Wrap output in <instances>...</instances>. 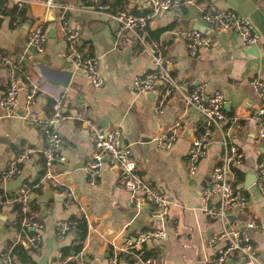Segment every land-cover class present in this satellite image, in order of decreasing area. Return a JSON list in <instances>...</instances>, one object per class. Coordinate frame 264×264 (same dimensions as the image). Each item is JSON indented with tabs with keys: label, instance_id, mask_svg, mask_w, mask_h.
Returning <instances> with one entry per match:
<instances>
[{
	"label": "crops",
	"instance_id": "crops-1",
	"mask_svg": "<svg viewBox=\"0 0 264 264\" xmlns=\"http://www.w3.org/2000/svg\"><path fill=\"white\" fill-rule=\"evenodd\" d=\"M57 1L74 5L67 13L69 23L79 32V45L83 51L98 57V69L103 77L101 85H93L88 73L66 57L67 40L59 7L49 8L44 0H25L22 7L25 12L21 11L16 20L17 8L13 1L0 0V49L23 60L30 74L29 82L38 89L30 105L26 104L24 85L18 91L13 112L0 106V136L8 139L0 140V168L17 156L12 144L23 140L27 145L25 149H35L31 157L33 162L28 159L16 176L0 179V190L17 192L21 183L25 179H34L41 168L38 161V149L43 144L40 132L28 122L26 115L40 116L47 98L57 97L65 115L57 125L62 137L59 153L65 160L54 165L55 180H52V184L60 189L50 187L45 181L42 182L43 190L32 195L40 203L37 215L43 223L40 245L29 250L35 264H66L68 261L69 264H81L83 260L89 264H106L108 248H121L129 236L160 226L159 221L150 216L147 203L143 201L139 207L129 204V192L122 186L120 173L107 158L97 184L89 182L84 164L90 158L93 142L86 117L97 119L109 131L117 130L121 142L131 149L138 172L169 200L164 221L166 237L154 238L144 244L156 250L155 262L134 260L132 263L123 257L120 264H209L215 248L208 245L207 239L220 230L222 223L207 219L202 190L210 181L212 169L223 152L225 135L243 152L242 162L237 165L241 175L238 184L248 202L235 218L243 222L247 216H252L257 221L259 225L250 231V235L257 254L264 261V195L255 183L256 165L263 147L254 142L258 125L253 110L259 105V99L251 85L253 77L264 78V0H182L177 7L155 13L150 19L156 22L154 26L150 22L153 29L171 25L160 34V40L167 43L165 50L173 59L170 70L176 82L184 86L189 82L205 84L208 91L219 89L224 94L223 108L229 120L219 129L221 139H211L207 145L193 175L187 166L190 138L186 131L194 130L200 123L199 111L184 103L180 92L175 90L158 112L155 105L159 94L136 91L132 83L134 75L153 67L149 45L153 42L141 44L129 34L123 45H115L114 24L107 13L91 7L84 0ZM124 1L136 13L151 10L148 0ZM208 9H231L246 17L259 34L255 42L257 53L250 52L249 45L235 31L208 25L201 16ZM49 11L53 13L52 21L48 20ZM36 21L43 22L47 31L45 48L40 53L27 45L28 30ZM184 25L206 31L210 48L201 50L198 56L190 54L184 41L174 33ZM89 45L92 53L88 51ZM68 73L71 74L69 83L62 87L60 83ZM7 82L8 68L0 61V98ZM82 106L87 107V112L81 113ZM175 122H179L177 140L171 148L159 147L156 138ZM3 210L8 213L4 218L0 217V258L4 248L19 241L17 229L12 224L15 211L9 206L1 212ZM73 216L85 220L86 233L81 239V250L61 259V249L80 240L76 227L58 236L55 226L57 221L71 220ZM20 241L25 245L22 239ZM225 264L244 263L240 255L233 254Z\"/></svg>",
	"mask_w": 264,
	"mask_h": 264
},
{
	"label": "built area",
	"instance_id": "built-area-1",
	"mask_svg": "<svg viewBox=\"0 0 264 264\" xmlns=\"http://www.w3.org/2000/svg\"><path fill=\"white\" fill-rule=\"evenodd\" d=\"M12 1L17 8L16 20H19V11L25 5V0ZM148 1L151 10L146 14H135L126 10L108 12L105 11L107 8L105 4L91 5V7L107 13L109 19L112 20L115 45H123L129 34H133L139 43L147 44L145 31L148 20L155 13L171 10L183 3L182 0ZM44 3L49 8H60V19L67 40L66 57L88 73L93 85H101L103 77L99 73L98 57L88 55L80 49L79 32L69 23L67 13L74 8V5L69 2L60 3L57 0H44ZM201 16L208 25L215 29L235 31L246 45L255 43L259 37L250 21L234 10L208 9L204 10ZM174 33L184 41L187 51L192 55L198 56L201 50L209 49L211 46L209 35L204 30L187 28L174 30ZM46 40L45 24L40 21L34 22L27 33V45L40 53L45 48ZM149 45L153 67L143 73L134 75L133 86L136 91H149L159 94V100L155 105V110L158 112L162 111L166 99L175 90L180 92L184 103L195 107L199 111L201 120L193 130L190 145L186 152L188 170L193 175L196 173L199 162L206 152L207 145L211 142L214 130L221 129L222 125L229 120L223 108L224 94L219 89L208 91L205 84H193L192 82H189L186 86L178 84L170 73L173 60L170 54L161 49L155 42L149 43ZM0 61L8 68L7 87L0 98V106L8 112H13L17 104L18 91L24 85L26 86V104L30 105L38 89L29 82L30 74L27 72L23 60L0 49ZM251 85L259 99V105L253 110V118L258 125L254 142L263 147L261 158L256 165L255 183L258 190L264 195V78L253 77ZM85 112H87V107L82 106L81 113ZM63 118H65V115L61 110L59 97L55 99L51 116L42 118L35 113L26 115L28 122L36 126L40 132L43 143L41 149L45 158L46 170L41 176V181L52 182V180H55L53 167L65 160V156L58 152L62 137L55 128V123ZM85 121L93 142L90 158L84 164L89 182L93 185L97 184L101 167L107 157L108 161L119 171L123 188L129 192V204L132 207H139L144 201L150 207V216L160 223L158 227L143 229L135 236H129L121 248L115 247L112 249V252L107 256L106 264H120L123 256L119 255V252L125 254L132 252L131 255L135 257L136 261L154 263V257L143 259L141 251H133L132 249H141L145 242L154 238L162 239L166 237L164 221L169 210V200L160 189L151 185L138 172L137 162L132 151L128 145L121 142L117 130L107 131L106 127L93 117H86ZM178 125L179 122H175L156 138L159 147L166 149L173 146L178 138V132L176 131ZM223 138V152L212 169L210 181L202 190V196L206 201L203 211L207 219L209 221L218 220L222 223L220 230L207 239L208 245L215 248L212 256L209 257V264H225L227 258L233 254L240 255L244 264H264L263 259L257 254V248L250 235V231L258 227L259 224L252 216H247L243 222L235 218L248 202L247 195L238 184L239 174L236 170L237 165L242 162L243 152L237 144L230 142L228 135ZM34 150V148H27L9 161L7 165L2 166L0 168V179L3 181L21 172L22 167L20 164L27 162L29 154ZM32 180L23 181L17 192L0 193V213L6 206L12 208L15 202L20 203L22 211L29 210V201L32 199L33 194L30 192L28 183ZM38 183L35 186H38ZM230 215L234 217L232 221H229ZM21 224L31 227L33 233H25V236L22 237L21 231L17 230L18 240L22 239L26 247H38L41 242L42 221L39 218L25 216ZM75 224L70 219L59 220L56 223L55 232L58 236H63L69 231L75 230ZM11 247L12 245L4 248L1 252L0 264H18L15 254L11 252ZM81 264H88V262L83 260Z\"/></svg>",
	"mask_w": 264,
	"mask_h": 264
},
{
	"label": "trees",
	"instance_id": "trees-1",
	"mask_svg": "<svg viewBox=\"0 0 264 264\" xmlns=\"http://www.w3.org/2000/svg\"><path fill=\"white\" fill-rule=\"evenodd\" d=\"M84 2L86 4L89 5H95L98 6V4H105L107 6V8L105 9V11L108 12H115L118 10H129L131 13H135V14H146L147 12H149V9H144L141 13H136V10L134 8H128L125 5V1L124 0H84ZM25 12V10H23L22 8L20 9V13ZM150 19L147 22V26H146V33H145V39L146 41L149 42H156L159 47L161 49L165 50V46H166V42H162L160 40V34L167 30L168 28H171V25L168 26H164V27H158V28H151L150 27ZM83 47H80L81 50ZM88 51L90 53H92V49L89 45L88 47ZM88 55H91L89 53H86ZM170 73H172V71L170 70ZM55 103V99L53 98H47V102L45 104V109H44V113L46 115V117H49L53 114V105ZM25 142L23 140H21L19 142V144H12V150L15 152V155H18L19 153L23 152L25 150ZM42 146L38 149V152L40 153V156L38 158V161L40 163V170L37 174V176L28 183V185L30 186V192L32 194H38L40 193L44 186L42 182L45 181H41V176L44 174L46 168H45V158L43 155V151H42ZM59 152V151H58ZM33 153L31 152L29 154V158L33 157ZM24 163L20 164L21 167ZM237 170V173L239 174V178H240V172ZM27 180V179H25ZM24 180V181H25ZM39 182V183H38ZM38 183V186H35V184ZM49 186L50 187H54V188H58L60 189V187H57L56 185H53L51 181H48ZM0 190V193H3V191ZM29 210L24 212L21 210V205L18 202H15L12 206V209L15 211L16 214V218L14 220V222L12 223L17 230L21 231L22 237L25 236V233L31 234L33 233V229L31 227H27L21 224L22 220L24 219L25 216L27 217H32V218H38L37 212L40 209V203L36 202L33 197L32 199L29 201ZM41 220V219H40ZM72 221H74L76 224V233L78 236V239L80 240L79 242H72L70 245L64 246L61 249V259H65L67 255L71 254V252L74 253H78L81 250L82 247V243H81V239H83L85 233H86V222L85 220H83L82 217H78V216H73ZM7 248V247H6ZM30 248L29 247H25V245L22 243V241H17L16 243L12 244L11 247V252L13 254H15V258L16 260L20 263V264H35V261L33 260L31 254L29 253ZM133 251H141V256L143 259H149L152 257H156L157 253L156 250L154 248H149L146 245H143L141 247V249H132ZM112 252V250H110V248H108V254L107 256ZM131 254H133L132 252L130 253H123V252H119V255L123 256L124 258H127L130 262H134L135 257H133ZM71 263L70 261H68L66 264ZM89 264V263H88Z\"/></svg>",
	"mask_w": 264,
	"mask_h": 264
},
{
	"label": "water",
	"instance_id": "water-1",
	"mask_svg": "<svg viewBox=\"0 0 264 264\" xmlns=\"http://www.w3.org/2000/svg\"><path fill=\"white\" fill-rule=\"evenodd\" d=\"M54 19V17H53V13H52V11H49V16H48V20H50V21H52ZM156 24V22L153 20L152 22H151V25L152 26H154ZM182 28L183 29H187V27L184 25V26H182ZM256 47H257V45L255 44V43H251L250 45H249V48H250V52H252V53H254L255 54V52H256ZM253 50H255V51H253ZM257 53V52H256ZM70 78H71V74L70 73H68L67 74V76L65 77V79L63 80V81H61V85H62V87H67V85H68V83H69V80H70ZM25 112V111H24ZM40 116L42 117V118H44V113L43 112H41L40 113ZM58 123L59 122H57L56 124H55V128H57V125H58ZM107 131H109L108 129H107ZM187 133H186V135L191 139V136L193 135V129H187V131H186ZM212 140H220L221 139V133H220V131H219V129H217V130H215L214 131V134L212 135V138H211ZM0 140L1 141H7L8 139H6L4 136H0ZM107 158V157H106ZM29 161H34V159L33 158H29ZM44 208V205H42V209ZM7 213H8V211L7 210H3L1 213H0V217L1 218H4V216L5 215H7ZM41 216V215H40ZM230 219L232 218V216H230L229 217ZM148 242H150V241H148ZM95 264V263H94Z\"/></svg>",
	"mask_w": 264,
	"mask_h": 264
}]
</instances>
